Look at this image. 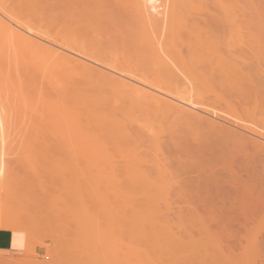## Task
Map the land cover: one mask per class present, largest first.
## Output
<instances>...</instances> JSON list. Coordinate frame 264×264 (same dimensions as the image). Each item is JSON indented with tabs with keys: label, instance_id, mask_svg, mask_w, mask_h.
<instances>
[{
	"label": "rangeland",
	"instance_id": "obj_1",
	"mask_svg": "<svg viewBox=\"0 0 264 264\" xmlns=\"http://www.w3.org/2000/svg\"><path fill=\"white\" fill-rule=\"evenodd\" d=\"M134 5L0 0L44 37L94 59L60 48L90 63L68 66L3 39L0 225L25 224L34 243L0 264H183L197 251L211 264H264V139L160 108L109 74L113 66L190 93L264 133V0H171L165 21L150 24ZM166 54L181 71L160 62ZM183 70L191 92L175 75Z\"/></svg>",
	"mask_w": 264,
	"mask_h": 264
},
{
	"label": "bare ground",
	"instance_id": "obj_2",
	"mask_svg": "<svg viewBox=\"0 0 264 264\" xmlns=\"http://www.w3.org/2000/svg\"><path fill=\"white\" fill-rule=\"evenodd\" d=\"M73 1H75V0H73ZM131 1H134V3H135V5H137L136 6V8L138 7L139 8V10L140 11H142V14H143V16H144V18H145V22H147V23H153L155 20H157V19H160L161 18V20L164 22L165 21V18H166V16L168 15V12H169V8H171L170 7V4H171V0H131ZM130 3V2H129ZM134 5V6H135ZM137 8V9H138ZM174 9V8H173ZM170 11H172V10H170ZM138 13H140V12H138ZM171 14V13H170ZM174 15V13L173 14H171V17ZM168 17V16H167ZM169 19V18H168ZM155 22H157V21H155ZM158 25H159V23H158ZM165 25V24H164ZM166 28V27H165ZM158 33H160V32H158ZM46 35V34H45ZM160 36V35H159ZM164 36V35H163ZM36 37H39V38H41V39H44V40H46V43L45 42H43L42 40H39V38H36ZM157 37V36H156ZM162 37V36H161ZM160 37V38H161ZM158 38V37H157ZM157 38H156V40H157ZM3 39L4 40H7V41H10V42H14V44L17 46V47H19V48H23V47H25V49H26V47L27 48H29V49H33L34 50V48L35 49H41V51L43 50V51H47V52H45V54L46 55H48V53H49V57L51 58V60L54 58V59H59V61L61 62L62 60L64 61V60H66V62H65V64H67L68 66H72V64H74L73 63V60L75 61V60H79V61H81L82 62V64H85V66H87L88 64H89V66H90V63L89 62H87V61H85V60H82V59H80V58H78V57H75V55H71L70 53V55L68 54V52L66 53V51L64 52L63 50H61L60 48H65V49H69V48H67L65 45V43H63V41H61V42H59V43H63V44H65V45H63V44H59L57 41H54V38L51 40L50 38H48V36H43L41 33H39V32H37L34 28H32V27H30L29 25H26V24H24L23 22H21V21H19V20H17L15 17H13V15L12 14H10L9 12H7V11H5L3 8H1L0 7V47H1V44L3 43V42H5V41H3ZM56 40V39H55ZM155 40V41H156ZM6 41V42H7ZM47 41L49 42V44L47 43ZM59 41V40H58ZM9 42V43H10ZM158 42V41H157ZM18 43V44H17ZM50 43H52L53 45H56V46H58V47H55V46H53V45H50ZM4 44V43H3ZM157 44V43H156ZM160 46H161V44L160 43H158ZM6 45V44H5ZM4 45V46H5ZM15 46V47H16ZM22 46V47H21ZM155 46H157V45H155ZM7 47V46H6ZM163 47H164V45H163ZM43 48V49H42ZM2 49H3V47H2ZM9 49V48H8ZM15 49V48H14ZM159 49V48H158ZM164 50L166 49L167 50V52H168V49L167 48H163ZM72 53H76L77 55L78 54H80V55H83V56H85L84 54H82V53H79L77 50L76 51H74L73 49H69ZM68 50V51H69ZM157 50V49H156ZM10 52H11V49H10ZM7 53H9V52H7ZM41 53V52H40ZM169 53H170V51H169ZM9 54H11V53H9ZM168 54H166V56H160L161 57V61L160 62H164L165 63V65L167 66V68H169L170 70H171V72H173L174 73V71L176 72H178V70L179 71H181V69H180V63L179 64H177V62L175 61V60H173L169 55L167 56ZM171 55H173V54H171ZM5 56H7V55H5ZM4 56V57H5ZM8 57V56H7ZM48 56H46V60H47V58H49ZM86 58H88V60H92V62H93V60L94 59H91L89 56L87 57V56H85ZM84 57V58H85ZM158 57V56H157ZM173 57H174V55H173ZM71 59H73L72 61H71ZM160 60V59H159ZM50 61V60H49ZM76 61V62H77ZM96 61V60H95ZM46 62V61H45ZM48 62V61H47ZM75 62V63H76ZM52 63V62H51ZM71 63V64H70ZM54 64V63H53ZM48 65H49V63H48ZM75 65H77V64H75ZM92 65V64H91ZM54 67H55V64L53 65ZM57 66V65H56ZM95 66V65H94ZM164 66V65H163ZM51 67V66H50ZM81 67H82V65H81ZM108 67V66H107ZM110 67V68H109ZM108 68L111 70H113L114 71V73H109L110 75H112V77H114L115 79H116V81H118V82H120L121 84L123 83L124 85H126V86H129V87H131V90L132 91H134V90H136V91H138V92H140V93H142V95H143V93H144V95H147L148 96V98L150 99L151 97L154 99V102H158V105L160 106V108H161V106L163 105V107L165 106V109H169V107L172 109V110H176V111H178V113H180L181 112V114L183 113V115L186 113H191L192 115H193V117H194V115H195V117L196 116H199L200 117V119L202 118V120L203 119H206V120H209L210 122L209 123H214V124H222V125H224L223 123H221L220 121H227V123L228 122H230V123H234V124H236V125H238V126H240V127H242V128H244L245 130L247 129V131H249V132H252L254 135H257V136H260V137H262L263 139H264V133H261L260 131H258V130H256V128H252V126L251 127H248L247 125H242V123L240 124L239 122H241V120L240 119H237V117H236V119L235 120H237V122H234L233 120L231 121V120H229V118H231V116L232 115H230L228 118L227 117H225L224 115L222 116V114H219L217 111H215V109H213V110H210L209 109V106L207 107L205 104H201V103H199L198 101H195V99L192 97V95L190 94V93H187L186 91H188L189 92V90L192 88L191 86H193V83H191V82H195L194 81V79H193V81L191 80V79H189L185 74H188L187 73V71H186V73L184 74V70L182 71V72H179V73H176L175 75L176 76H178V74H179V80H181V77H183L182 79H183V81H182V86H184V84H185V92H186V94L185 93H183V92H181L180 91V93H179V91H178V93H177V91H169V90H167V89H163V88H161V87H158V86H156V85H153L152 83H149L148 81H145V80H142V79H139L138 77H136V76H134V75H131L130 73H127V72H124V71H121V70H119L118 68L116 69L115 67H113V66H109ZM78 68H79V65H78ZM103 70V69H102ZM169 70V71H170ZM91 71V70H90ZM98 71V70H97ZM100 71V70H99ZM100 73V72H99ZM108 73V72H107ZM117 73V74H116ZM181 73H182V75H181ZM172 74V73H171ZM185 76H184V75ZM100 75V74H99ZM104 75V74H103ZM109 75V76H110ZM102 76V75H101ZM189 76V75H188ZM103 78V77H102ZM108 77H106V78H104V79H107ZM108 80V79H107ZM190 80H191V82H190ZM115 82V81H114ZM114 82H111L110 81V84L111 83H114ZM180 82V81H179ZM181 84V83H180ZM192 84V85H191ZM112 85V84H111ZM114 86H115V84H114ZM118 86V85H117ZM181 86V85H180ZM123 85H121V89H123V90H126L125 89V87H123ZM191 87V88H190ZM180 88V87H179ZM184 89V88H183ZM187 89H189V90H187ZM129 90V88L127 89V91ZM130 91V90H129ZM132 91H130V92H132ZM138 92H136V93H138ZM190 92H191V90H190ZM133 93V92H132ZM135 93V92H134ZM144 98H145V96H143ZM142 97V98H143ZM148 99V100H149ZM147 100V99H146ZM156 100V101H155ZM4 100H3V98H2V94H0V142H1V145L2 146H0V147H2V152L0 153L1 154V159H3V156H5L4 154H6L4 151L6 150V139H7V131H6V129H7V126H6V117H5V108H4V102H3ZM145 101V100H144ZM150 101V100H149ZM150 103V102H149ZM156 104V103H155ZM162 109H164V108H162ZM164 109V110H165ZM171 110V111H172ZM168 111V110H167ZM173 112V111H172ZM171 112V113H172ZM174 113H176V112H173V114ZM191 114H188V115H191ZM210 115H212V116H210ZM184 116H186V115H184ZM186 117H188V116H186ZM190 117V116H189ZM192 117V118H193ZM196 119V118H195ZM194 119V120H195ZM195 121H197V120H195ZM198 123H199V121H198ZM250 123V122H249ZM221 125V126H222ZM249 125V124H248ZM255 125V124H254ZM224 126H226V124L224 125ZM237 126V127H238ZM236 127V128H237ZM255 127V126H254ZM228 128V127H227ZM261 128V127H260ZM258 129V128H257ZM261 129H263V128H261ZM238 131V130H237ZM234 133V132H233ZM239 134V133H238ZM255 137V136H254ZM253 138V137H252ZM261 138V139H262ZM260 139V138H259ZM260 139V140H261ZM260 145V144H259ZM261 145H262V143H261ZM263 145H264V143H263ZM3 155V156H2ZM0 159V160H1ZM1 163H0V187H1V179H2V175L4 174V172H5V168H4V166H5V163H4V160L3 161H0ZM2 188V187H1ZM1 191V190H0ZM255 215V214H254ZM3 220H4V224L2 223L1 225H0V228H2V229H9V230H23V231H26L27 232V235H28V243H30L31 242V244H28V248H29V246H30V250L29 251H31L32 250V248L33 247H31L32 246V241H33V239H34V232H32L31 230H29V231H31L32 233H28V229H25L26 228V226H25V224H21L20 222H18V221H15L14 222V220L12 219H1V222H3ZM8 220H11V223H10V221H8ZM7 224H6V223ZM249 224V223H248ZM263 224V223H262ZM27 227L29 228V227H31V225H27ZM251 227H253V226H251ZM30 229H32V228H30ZM249 229V228H248ZM252 229V228H251ZM253 231V230H252ZM250 233H251V230L249 231ZM2 233V232H1ZM4 234V233H3ZM30 234H32L33 235V238H32V235H30ZM247 234V233H246ZM257 234V233H256ZM247 235H245V237H246ZM29 237L31 238V239H29ZM248 237V236H247ZM258 237H260V236H258ZM209 239H211V241H213L212 240V238H209ZM223 239V238H222ZM245 239V238H244ZM254 239V238H253ZM261 239V238H260ZM32 240V241H31ZM240 240V239H239ZM256 240V239H255ZM257 240H258V238H257ZM256 240V242H258ZM209 242H210V240H208ZM207 241V242H208ZM214 241H216V240H214ZM213 241V242H214ZM223 242V241H222ZM246 242H247V239H246ZM255 242V241H254ZM33 243H34V241H33ZM204 243V242H203ZM206 243V242H205ZM248 243V242H247ZM202 244V243H201ZM212 245H213V243H211ZM258 244V243H257ZM253 245V244H252ZM261 245V244H260ZM184 247L185 248V246L184 245H180V247ZM195 246V245H194ZM179 247V248H180ZM203 247V246H202ZM222 247V246H221ZM178 248V249H179ZM195 248V247H194ZM197 248H198V246H197ZM177 249V248H176ZM196 249V248H195ZM205 249V248H204ZM183 250V249H182ZM185 250V249H184ZM184 250H183V254L184 255H186L187 257H188V255H187V253H184ZM177 251L178 250H176V253H177ZM189 251V250H188ZM193 251H195V250H192V252ZM197 251V250H196ZM218 251H219V249H218ZM220 251H221V249H220ZM219 251V252H220ZM224 250H222V252H223ZM28 252V251H27ZM32 252V251H31ZM30 252V253H31ZM179 252V251H178ZM181 252V251H180ZM198 252V251H197ZM197 252H194L195 253V255H197ZM207 252V253H206ZM208 252L209 251H207V248H206V251H204V253H206V255H210V253L208 254ZM222 252H220V253H222ZM182 253V252H181ZM181 253L179 254V256L181 255ZM224 253V252H223ZM245 252H243V254H244ZM249 253V252H248ZM260 253V252H259ZM257 254L256 253V257H257V255H260V254ZM29 254V253H28ZM182 254V255H183ZM181 255V256H182ZM183 255V256H184ZM192 255H193V253H192ZM189 256V258H187L188 259V261H186L185 263H183V264H208V260L210 259V256L209 257H207V258H209L208 260H206L205 259V261H202V259H199V257L201 258L202 256ZM222 255H224V254H222ZM255 255V254H254ZM176 257V256H175ZM258 257H260V256H258ZM184 259L185 260H187L186 259V257H184ZM217 259V258H216ZM18 260V259H17ZM21 260V259H20ZM181 260V259H180ZM211 260V259H210ZM209 260V263L211 264V261ZM183 262V261H182ZM214 262H216V261H214ZM214 262H212V263H214ZM21 263V262H20ZM17 264H18V262H17ZM174 264V263H173ZM177 264H181V263H177Z\"/></svg>",
	"mask_w": 264,
	"mask_h": 264
},
{
	"label": "crops",
	"instance_id": "obj_3",
	"mask_svg": "<svg viewBox=\"0 0 264 264\" xmlns=\"http://www.w3.org/2000/svg\"><path fill=\"white\" fill-rule=\"evenodd\" d=\"M29 239L31 238L29 237ZM28 242L26 231L0 229V256L4 258L21 259L32 251H29L30 246L28 248V244H31V242ZM31 247H33V241ZM36 251H39L38 247L36 248Z\"/></svg>",
	"mask_w": 264,
	"mask_h": 264
}]
</instances>
